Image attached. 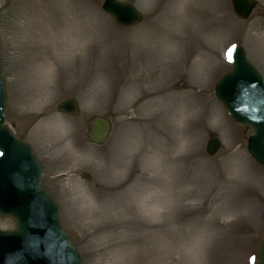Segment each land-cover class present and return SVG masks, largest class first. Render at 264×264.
<instances>
[{
  "label": "rangeland",
  "instance_id": "rangeland-1",
  "mask_svg": "<svg viewBox=\"0 0 264 264\" xmlns=\"http://www.w3.org/2000/svg\"><path fill=\"white\" fill-rule=\"evenodd\" d=\"M121 1L139 23L117 25L104 0H0L5 123L43 164L84 264H260L264 166L215 85L235 44L264 75V0L248 19L231 0ZM70 97L76 115L58 109Z\"/></svg>",
  "mask_w": 264,
  "mask_h": 264
},
{
  "label": "water",
  "instance_id": "water-1",
  "mask_svg": "<svg viewBox=\"0 0 264 264\" xmlns=\"http://www.w3.org/2000/svg\"><path fill=\"white\" fill-rule=\"evenodd\" d=\"M235 13L242 19L251 16L258 0H232ZM103 8L122 26L142 20L141 11L132 3L104 0ZM232 69L216 84V95L232 118L252 129L248 138L250 154L264 166V76L248 59L246 50L236 45L231 51ZM7 92L0 71V215L11 217L16 228H0V264H84L70 235L61 224L57 202L42 186L44 167L31 145L17 137L5 123ZM58 108L77 114L78 102L67 98ZM106 117L92 119L90 139L104 143L111 133ZM223 143L213 135L206 151L215 155ZM83 177L91 178L89 172ZM258 257L264 264V237Z\"/></svg>",
  "mask_w": 264,
  "mask_h": 264
},
{
  "label": "snow or ice",
  "instance_id": "snow-or-ice-1",
  "mask_svg": "<svg viewBox=\"0 0 264 264\" xmlns=\"http://www.w3.org/2000/svg\"><path fill=\"white\" fill-rule=\"evenodd\" d=\"M229 58H231V52H229Z\"/></svg>",
  "mask_w": 264,
  "mask_h": 264
}]
</instances>
